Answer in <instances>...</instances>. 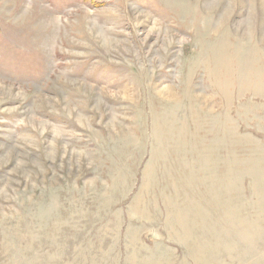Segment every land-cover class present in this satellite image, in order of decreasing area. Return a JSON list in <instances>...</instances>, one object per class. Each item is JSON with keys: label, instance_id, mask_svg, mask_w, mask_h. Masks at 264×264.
Here are the masks:
<instances>
[{"label": "rangeland", "instance_id": "374dc122", "mask_svg": "<svg viewBox=\"0 0 264 264\" xmlns=\"http://www.w3.org/2000/svg\"><path fill=\"white\" fill-rule=\"evenodd\" d=\"M0 264H264V0H0Z\"/></svg>", "mask_w": 264, "mask_h": 264}]
</instances>
